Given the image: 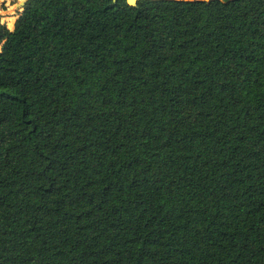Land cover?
Segmentation results:
<instances>
[{
    "label": "trees",
    "instance_id": "obj_1",
    "mask_svg": "<svg viewBox=\"0 0 264 264\" xmlns=\"http://www.w3.org/2000/svg\"><path fill=\"white\" fill-rule=\"evenodd\" d=\"M3 18L0 264H264V0Z\"/></svg>",
    "mask_w": 264,
    "mask_h": 264
},
{
    "label": "rangeland",
    "instance_id": "obj_2",
    "mask_svg": "<svg viewBox=\"0 0 264 264\" xmlns=\"http://www.w3.org/2000/svg\"><path fill=\"white\" fill-rule=\"evenodd\" d=\"M1 1H7V10H0V15H2L3 22H5L8 27L11 29L13 28V24L16 20L15 15L18 9L23 5V2L25 0H0Z\"/></svg>",
    "mask_w": 264,
    "mask_h": 264
},
{
    "label": "water",
    "instance_id": "obj_3",
    "mask_svg": "<svg viewBox=\"0 0 264 264\" xmlns=\"http://www.w3.org/2000/svg\"><path fill=\"white\" fill-rule=\"evenodd\" d=\"M26 1V0H25ZM25 1L23 2V4H25ZM113 2H116L117 0H112ZM127 3L130 5V6H136L137 3L141 0H126Z\"/></svg>",
    "mask_w": 264,
    "mask_h": 264
},
{
    "label": "crops",
    "instance_id": "obj_4",
    "mask_svg": "<svg viewBox=\"0 0 264 264\" xmlns=\"http://www.w3.org/2000/svg\"><path fill=\"white\" fill-rule=\"evenodd\" d=\"M1 2H4V1H1ZM7 2V1H6ZM13 26H14V24H13ZM12 29V28H11Z\"/></svg>",
    "mask_w": 264,
    "mask_h": 264
}]
</instances>
